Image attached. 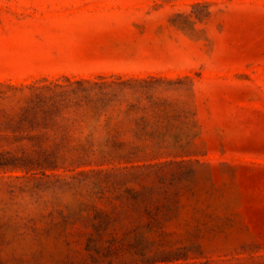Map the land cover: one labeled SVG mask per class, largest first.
I'll use <instances>...</instances> for the list:
<instances>
[{
    "label": "rangeland",
    "instance_id": "374dc122",
    "mask_svg": "<svg viewBox=\"0 0 264 264\" xmlns=\"http://www.w3.org/2000/svg\"><path fill=\"white\" fill-rule=\"evenodd\" d=\"M66 77L114 144L0 166V264H264V0H0V126Z\"/></svg>",
    "mask_w": 264,
    "mask_h": 264
},
{
    "label": "trees",
    "instance_id": "16d2710c",
    "mask_svg": "<svg viewBox=\"0 0 264 264\" xmlns=\"http://www.w3.org/2000/svg\"><path fill=\"white\" fill-rule=\"evenodd\" d=\"M66 79L67 83L51 80L13 86L23 97L19 110L6 115L0 126V138L13 143L0 148V166L57 165L70 154L84 158L97 150L104 152L102 145L114 144L110 130L105 135L98 128L85 130V116L81 112L82 108L91 106L100 117L109 98L105 93L96 97L93 91L96 85L106 81Z\"/></svg>",
    "mask_w": 264,
    "mask_h": 264
}]
</instances>
